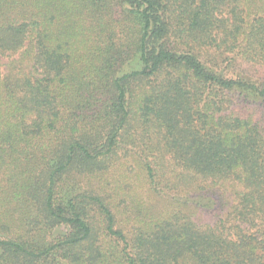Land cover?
<instances>
[{
    "label": "trees",
    "instance_id": "obj_1",
    "mask_svg": "<svg viewBox=\"0 0 264 264\" xmlns=\"http://www.w3.org/2000/svg\"><path fill=\"white\" fill-rule=\"evenodd\" d=\"M263 72L264 0H0V264H264Z\"/></svg>",
    "mask_w": 264,
    "mask_h": 264
},
{
    "label": "rangeland",
    "instance_id": "obj_2",
    "mask_svg": "<svg viewBox=\"0 0 264 264\" xmlns=\"http://www.w3.org/2000/svg\"><path fill=\"white\" fill-rule=\"evenodd\" d=\"M5 61H6V58L3 57V58L1 59V62L3 63V65H4ZM2 68H3V67H2ZM263 73H264V72H263ZM231 198H233V196H231Z\"/></svg>",
    "mask_w": 264,
    "mask_h": 264
}]
</instances>
